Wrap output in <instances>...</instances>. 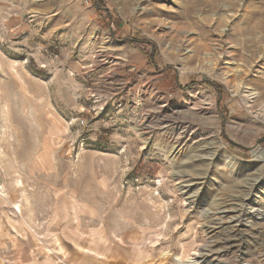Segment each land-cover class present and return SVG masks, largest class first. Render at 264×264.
I'll use <instances>...</instances> for the list:
<instances>
[{"label": "rangeland", "instance_id": "obj_1", "mask_svg": "<svg viewBox=\"0 0 264 264\" xmlns=\"http://www.w3.org/2000/svg\"><path fill=\"white\" fill-rule=\"evenodd\" d=\"M193 260L264 264V0H0V264Z\"/></svg>", "mask_w": 264, "mask_h": 264}, {"label": "bare ground", "instance_id": "obj_2", "mask_svg": "<svg viewBox=\"0 0 264 264\" xmlns=\"http://www.w3.org/2000/svg\"><path fill=\"white\" fill-rule=\"evenodd\" d=\"M191 51H193L191 48H187L186 49V52H191ZM257 93V92H256ZM249 95V94H248ZM251 95H253V97H254V95H256L255 93H251ZM42 158V157H41ZM46 166V165H45ZM3 194V193H2ZM17 207V206H16ZM18 208H19V206H18ZM20 210V209H19ZM194 261V260H193ZM184 264V263H183ZM193 264H197L195 261L193 262Z\"/></svg>", "mask_w": 264, "mask_h": 264}]
</instances>
